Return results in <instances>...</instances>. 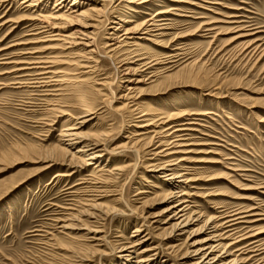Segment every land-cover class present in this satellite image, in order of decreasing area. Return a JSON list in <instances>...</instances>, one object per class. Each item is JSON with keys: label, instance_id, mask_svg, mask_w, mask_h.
Masks as SVG:
<instances>
[{"label": "rangeland", "instance_id": "rangeland-1", "mask_svg": "<svg viewBox=\"0 0 264 264\" xmlns=\"http://www.w3.org/2000/svg\"><path fill=\"white\" fill-rule=\"evenodd\" d=\"M11 1L0 8V18L4 17L0 19V49H7L11 45L28 40L26 25L18 26L10 35L14 25L2 24L7 20L29 16L35 11L22 10L21 0ZM93 1L95 0H81L84 4L82 9L85 10L91 5L96 8L101 7L100 0H96V5ZM118 2L119 0H113L112 4L105 6L114 8ZM160 2L163 1L151 0L148 9L142 10L146 14H132L125 8L127 4L123 3L120 13L114 16L125 19L132 15L136 19H134L135 23L130 25L134 26L151 17L158 9H162L157 6L162 4ZM204 2V7L208 9L167 1V7L179 8L182 11L181 15L191 18L170 15L174 24L173 29L163 41L165 45H172L169 43L177 34L188 35L178 42L186 45L187 52L182 63L180 61L168 71L161 72L156 79L138 84L135 82L122 84L123 71L118 68L117 59H113L115 60L113 62L97 54L98 71L105 74L108 86L103 92L104 97L101 93L95 92L96 113L91 115V121L81 129V133L87 139L105 133L107 135L105 147L109 151H116V147L125 144L127 138H131L132 128L127 126L130 125L129 115L123 105L132 100L138 102L141 108L150 106V109L164 114L179 112L205 114L193 117L195 121L192 122L195 125L191 128L196 132L189 133V141L192 144L190 149L201 153L191 155L195 159V163L191 164L203 168L198 170L203 178L215 179L210 183L202 184L205 185L203 188H207L201 191L202 197L213 191L221 196L211 198L209 204L205 199H197L199 211L206 217H212L218 212L216 204L221 203L230 207L263 205L261 210L264 212V57L260 58V51L254 54L244 52L247 44L258 38L261 40L256 45L262 46L261 49L264 48V0H204ZM217 3L218 6L214 5ZM51 7L52 4H49L48 11ZM39 10L37 9L38 12ZM198 16L222 22L231 20L237 24L230 26L219 24L218 28L225 30L231 26L232 28L239 26L248 29L246 32L252 36L235 40L237 34L234 33L215 38H213L215 34L209 36L203 32L195 33L198 24L202 21L194 19ZM227 16L231 18L227 20ZM152 40L153 38H150L145 41L142 47L152 54L166 53L168 49L156 47ZM29 48L13 47L0 53V64H6L0 65V84H2L0 85V264H88L80 260L91 256L86 253L87 247L83 241L85 231L72 232L71 238L79 237V242L62 234L61 229L52 232L56 227L54 223L48 221L50 212L46 210L52 208V205L62 204L63 190L78 184V180L86 176L90 170L89 168L88 171L84 170L83 173L73 175L70 180L63 178L61 181H53L55 175L71 172L66 166L67 161L70 159L69 155L74 154L80 145L75 144L63 150L58 135L63 126L81 121L78 119L79 110L75 108V100L72 98H62L64 100L62 102L67 105L63 110L71 117L46 114L40 99L31 101L37 106L32 112L21 109V103H27L30 101L28 99L32 98L31 90L16 89V85L13 84L17 80L6 73L14 66L10 63L26 58V55L20 54ZM99 50L96 49L98 53ZM148 76L149 74L145 73L132 78L135 81L146 80ZM96 84V81L91 80L87 89L90 88L92 92L100 89ZM127 87H132L133 91L126 90ZM110 91L112 96L109 95ZM63 121L66 122L63 124ZM121 121H124V124ZM148 146L142 143L131 150L122 149L121 155L124 157L121 163L118 156L113 154L105 156V163H102L107 171H111L115 165H132V167L124 170L117 176V180L110 184L115 187L118 196L105 199V205L121 209L124 214H116L104 222V234L101 235L105 237V251L112 253L106 256L101 264H120L119 245H116L115 241L125 243L132 240L130 236L135 228L140 227L141 222H148L146 233L152 237L153 246H160L167 252L166 243L174 240L169 239L171 230H168L164 224L168 217L165 210L169 205L164 200L172 189L163 177H159L163 174L149 173L145 161L147 159L139 158ZM78 157L75 155L73 162L79 165L82 160L87 159L85 157L80 160ZM199 160H215L218 163H200ZM224 174L230 177L227 178ZM78 188L80 187H74V189ZM240 188L251 189L243 191ZM139 190L147 191L148 194L135 196ZM242 195H247L254 201L231 199ZM77 220L80 223H74L82 230L86 218L79 216ZM261 226L264 227V222ZM197 228L198 225L193 226L189 231ZM48 233H52L53 236ZM117 236L120 238H116ZM188 236L184 235L181 238L182 242H185ZM204 237V234L199 233L191 239L200 241ZM188 243L190 242H185L177 253L171 254L175 264L194 263V259L187 252V250L191 251ZM185 252L188 256L179 261V256L184 255ZM91 261L93 264H99L97 258Z\"/></svg>", "mask_w": 264, "mask_h": 264}, {"label": "bare ground", "instance_id": "bare-ground-1", "mask_svg": "<svg viewBox=\"0 0 264 264\" xmlns=\"http://www.w3.org/2000/svg\"><path fill=\"white\" fill-rule=\"evenodd\" d=\"M8 1L11 0H0V8ZM150 1L119 0L118 4L111 8V6L106 7L105 5L112 4L113 0H100L102 2L100 8L91 5V7L84 10L82 9L84 4L81 0H21L22 10L26 12L35 10L32 12L33 14L16 20H7L2 24L3 26L14 25L10 30V35L18 26L26 25L25 29H28V36L26 35L28 40L26 42L10 44L11 46L7 48L30 47L20 54L26 55V58L20 59L16 63H10L14 66L6 73L17 80L13 84L16 85V89L31 90L30 97L32 98L28 99L30 101L27 103L22 102L21 109L25 112H32L37 106L31 101L40 99L44 104L43 110L46 114L69 116V113L63 110L67 105L62 102L64 101L62 98H72L75 100V108L79 110L78 119L81 121L63 126L64 128L59 130L58 135L63 150H65L64 148H71L75 144L80 145L74 154L69 155L70 159L67 161L66 166L69 167L71 172L57 174L54 176L53 181H61L63 178L70 180L73 175L83 173L82 171L89 168L90 170H87L88 174L86 176L78 180V184L63 190L64 202L62 204L52 205V208L46 209L50 212L49 215L47 214L50 218L48 221L54 223V227H56L51 231L61 229L64 233L60 232L69 238H71L73 231H77V233L85 231L83 241L86 243V253L91 256L90 258L80 259L82 263L93 264L91 259L97 258L99 264H101L106 256L111 255L112 252L106 253L105 237L101 235L104 234V222L107 218L116 214H124V211L105 205V199L118 196L115 187L110 184L132 165H115L111 171H107L102 163H105V156L109 154L118 156L119 163H121L124 157L121 155L122 149L131 150L145 143L149 146L139 158L142 160L147 159L145 161L149 173L163 174L159 177H163L172 189L164 200L169 204L165 210L168 217L164 224L168 227V230H171L169 239L174 240L166 243L167 252L163 251L160 246H153L151 244L152 237L146 233L148 222H141L140 227L133 230L130 236L133 238L132 240L130 239L125 243L115 241V244L119 245L120 256L118 260L121 261L119 263L175 264L171 254L177 253L185 242H190L188 245L191 251L187 250V252L194 259L193 264H264V227L261 226V223L264 222V212L261 210L263 205L230 207L218 203L216 204L218 212L212 217H206L204 213L199 211L197 199H205L206 203L209 204L211 198L221 196V194H215V191H213L202 197L201 191L207 189L203 188L205 185L202 184L210 183L215 179L203 178L200 171H198L203 168L191 164L195 163V159L191 155L201 153L190 149L192 144L189 141V133L196 132L195 129L191 128L195 125L192 122L195 121L193 117L205 114H188L184 112L164 114L158 110L150 109V106L141 108L138 102L132 100L123 105L124 110L126 109L125 111L129 115L128 124L130 125L127 126L132 128L131 138H127L125 144L116 147V151H109L105 147L104 142L107 138L105 133H99L93 136L92 139L85 138L81 133V129L91 121V115L96 113L95 92L101 93L104 97L103 92L106 91L105 88L108 86L105 74L98 71L97 54L103 56L105 60L113 61V59H117L118 68L123 71L122 84L134 82L138 84L156 79L161 72L168 71L178 65L180 61L182 63L187 52L186 45L184 46L178 42H180L179 39L188 35L177 34L169 43L172 45H165L163 41L165 37L169 36L168 32L173 29L174 24L173 20L170 19V15L188 19L190 17L181 15L182 11L179 8L167 7V1L208 9L203 5L204 0H161L163 1L160 2L162 4H157V6L162 9H158L151 17L134 24V26L130 25L135 23L134 19L136 18L134 16L131 15V17L125 19L114 16L120 13L123 3L127 4L125 8L132 14H146L142 10L148 9ZM93 3L96 5V0ZM49 4H52V7L48 11ZM214 5L218 6L219 4ZM37 9H40L39 12ZM226 18L228 20L231 17L227 16ZM0 19H4V17ZM194 19L202 20L198 24L195 33L203 32L209 36L215 34L213 38L234 33L237 34L235 40L252 36L246 32L248 29H242L239 26L234 28L231 26L225 30L218 28L219 24H228L229 26L237 24L231 20L222 22L216 21V19L209 20L204 16H198ZM202 37L207 38L208 36ZM150 38H153L152 43L156 47L168 49L166 53L152 54L143 48L142 44ZM260 40L258 38V40L247 44L248 46L244 49V52L254 54L260 51V58L264 57V48L261 49L262 46L256 45ZM252 47L254 48L248 51ZM97 48L100 49L99 53L96 51ZM7 49H0V53ZM251 56L253 57V55ZM1 60L3 61V59ZM145 73L149 74V78L146 80L137 79L135 81L132 78L135 75ZM91 80L96 81V85L100 89L94 90V92L90 88L87 89ZM126 90L131 92L133 88L127 87ZM109 95L112 96L111 91ZM125 96L123 97L125 98ZM65 122L63 121V124ZM121 123L124 124V121H121ZM38 124H41V122H38ZM44 126L51 128V126ZM75 155L79 156L80 160L85 159V157L87 159L82 160L79 165L73 162ZM198 162L218 163L215 160H199ZM225 169L236 172L230 168ZM238 172L240 173V171ZM224 176L230 177L228 174H224ZM78 186L80 188L74 189ZM236 188L239 187L236 186ZM240 189L249 191L251 188ZM146 194H148L147 191L139 190L135 196ZM231 199L254 201L253 198L247 195ZM79 216L86 218L82 230L79 225L74 223H80L77 220ZM197 225L196 230L189 231ZM199 233L204 234L205 237L200 241H192L191 238ZM186 234L189 236L185 242H182L181 238ZM48 235H52V233H48ZM78 238L71 239L79 242ZM116 238H120V236ZM77 248L79 249V247ZM187 252L179 256V261L188 256Z\"/></svg>", "mask_w": 264, "mask_h": 264}]
</instances>
